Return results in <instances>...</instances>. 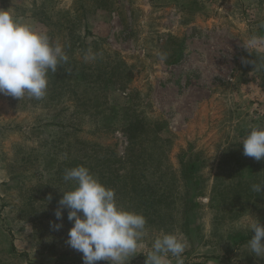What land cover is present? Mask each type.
I'll use <instances>...</instances> for the list:
<instances>
[{
  "label": "rangeland",
  "instance_id": "1",
  "mask_svg": "<svg viewBox=\"0 0 264 264\" xmlns=\"http://www.w3.org/2000/svg\"><path fill=\"white\" fill-rule=\"evenodd\" d=\"M0 9L47 32L68 56L49 71L44 98L0 94V264H83L66 243L68 210L55 216L72 187L65 164H85L98 178L93 147L79 159L70 149L84 140L122 155L127 140L116 125L127 106L168 148L156 155L174 175L160 184L174 203L155 204L166 223L145 216L134 256L163 231L186 241L166 264H264L246 227L249 214L264 225V193L252 190L264 183V159L240 144L264 126V0H0ZM252 37L262 42L250 53L243 44Z\"/></svg>",
  "mask_w": 264,
  "mask_h": 264
},
{
  "label": "clouds",
  "instance_id": "2",
  "mask_svg": "<svg viewBox=\"0 0 264 264\" xmlns=\"http://www.w3.org/2000/svg\"><path fill=\"white\" fill-rule=\"evenodd\" d=\"M261 42L252 37L243 46L251 53L250 49ZM67 62L62 45L47 32L36 30L0 9V94L19 100L27 94L40 100L46 95L49 71L56 73ZM240 144L245 156L257 161L264 159V126L251 127ZM63 179L71 182L72 187L61 191L55 216L61 220L63 210H68L67 219L73 226L66 243L82 253L83 264L102 260L108 264H127L147 235L144 215L120 206L115 190L103 185L83 165L66 169ZM252 190L264 193V183L253 184ZM53 227L59 230L62 224ZM246 227L252 234L248 240L250 252L264 258V225L249 214ZM185 248L186 241L178 234L161 231L146 254L145 264H166L169 254L180 258Z\"/></svg>",
  "mask_w": 264,
  "mask_h": 264
},
{
  "label": "trees",
  "instance_id": "3",
  "mask_svg": "<svg viewBox=\"0 0 264 264\" xmlns=\"http://www.w3.org/2000/svg\"><path fill=\"white\" fill-rule=\"evenodd\" d=\"M259 61L261 62L260 69L264 73V53H262ZM131 110V106L125 107L122 111V120L119 125H116L119 126L118 129L127 140L122 155L118 154L114 146L107 145L102 147L99 143L92 141H85L86 143L83 144L84 140L82 144L77 141L76 146L70 149V154L77 155L75 159H79L78 157L85 156L87 153L85 151L86 148L92 146L91 154H88L92 155L90 158L100 163L103 162L98 169L101 170L98 172V180L106 187L115 190L117 203L127 210L141 213L144 217H149V222H153L154 220L155 222H163L165 216L162 214L163 210L169 208L174 201L170 199V190L164 192L163 185L160 184L163 182L162 179L164 177L171 175L173 178L174 175H172V172H166V168L163 167L164 159L160 157V154L156 155V153L161 151V153L166 152L165 154H167L168 148L163 149L160 146L161 141L157 134L152 137L149 136L147 126L151 124L144 116L137 117V115H133L134 117H132ZM157 141L159 144L156 143ZM78 144L80 145L78 146ZM78 150H82L84 153L78 154ZM104 150H108V152H104ZM106 155L112 156V158H108ZM65 166L67 169L73 168L77 166V162L71 159ZM155 170L158 172L157 175L153 173ZM152 173L156 178H150L149 181L148 174L151 175ZM167 185H172L171 181ZM186 192L184 193L183 205L191 202V195L189 197L186 195ZM137 203L142 205V207L140 206L141 210L136 206L138 205ZM161 203L165 205V209L163 207H161L162 210L158 209ZM155 204L158 208L155 207ZM183 211L182 225L185 226L190 221L191 215L186 205ZM151 214H157L158 217L156 215L151 216ZM160 214L161 217H159ZM133 262L135 263V260ZM96 264H108V261L102 260L96 262Z\"/></svg>",
  "mask_w": 264,
  "mask_h": 264
},
{
  "label": "crops",
  "instance_id": "4",
  "mask_svg": "<svg viewBox=\"0 0 264 264\" xmlns=\"http://www.w3.org/2000/svg\"><path fill=\"white\" fill-rule=\"evenodd\" d=\"M147 250V249H146ZM146 250H143V251H139L140 253L139 254H136L135 256H133V257H131L129 260H128V262H127V264H133L134 262H133V260H137L138 258H141V257H143V258H146V254L149 252V251H146ZM136 262V261H135Z\"/></svg>",
  "mask_w": 264,
  "mask_h": 264
}]
</instances>
